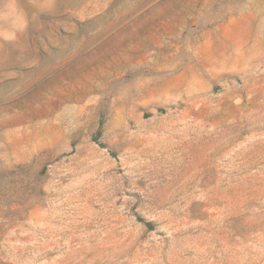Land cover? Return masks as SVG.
Instances as JSON below:
<instances>
[{
  "label": "rangeland",
  "instance_id": "374dc122",
  "mask_svg": "<svg viewBox=\"0 0 264 264\" xmlns=\"http://www.w3.org/2000/svg\"><path fill=\"white\" fill-rule=\"evenodd\" d=\"M0 264H264V0H0Z\"/></svg>",
  "mask_w": 264,
  "mask_h": 264
},
{
  "label": "trees",
  "instance_id": "16d2710c",
  "mask_svg": "<svg viewBox=\"0 0 264 264\" xmlns=\"http://www.w3.org/2000/svg\"><path fill=\"white\" fill-rule=\"evenodd\" d=\"M99 145H100L101 147H103L102 144H99ZM147 225H149V224H147Z\"/></svg>",
  "mask_w": 264,
  "mask_h": 264
}]
</instances>
